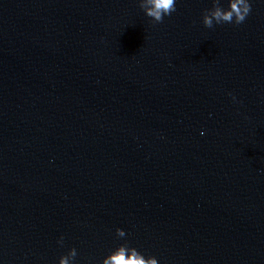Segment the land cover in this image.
Returning a JSON list of instances; mask_svg holds the SVG:
<instances>
[{
    "label": "water",
    "instance_id": "95a60500",
    "mask_svg": "<svg viewBox=\"0 0 264 264\" xmlns=\"http://www.w3.org/2000/svg\"><path fill=\"white\" fill-rule=\"evenodd\" d=\"M209 7L0 0V264H264V0Z\"/></svg>",
    "mask_w": 264,
    "mask_h": 264
},
{
    "label": "clouds",
    "instance_id": "9594fccd",
    "mask_svg": "<svg viewBox=\"0 0 264 264\" xmlns=\"http://www.w3.org/2000/svg\"><path fill=\"white\" fill-rule=\"evenodd\" d=\"M140 8L153 23L163 22L165 17L171 16L177 10L178 0H138ZM252 11V0H211V7L203 10L201 22L206 28H213L222 24H243ZM229 95H232L229 93ZM233 101L236 97L232 96ZM203 134V133H202ZM116 236L124 238L123 229H116ZM58 244H63V236L58 238ZM76 248H69L66 254L58 259V264H76ZM100 264H159L153 255L145 256L136 247L126 241L116 244L104 255Z\"/></svg>",
    "mask_w": 264,
    "mask_h": 264
}]
</instances>
